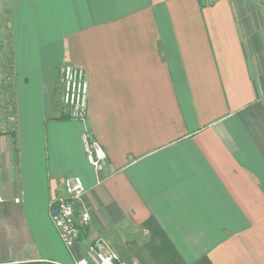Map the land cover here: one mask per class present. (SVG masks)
<instances>
[{
	"label": "crops",
	"instance_id": "obj_1",
	"mask_svg": "<svg viewBox=\"0 0 264 264\" xmlns=\"http://www.w3.org/2000/svg\"><path fill=\"white\" fill-rule=\"evenodd\" d=\"M2 12L15 122L0 132V264H73L97 239L125 264H264L263 2L0 0ZM67 64L85 73V121L61 105ZM85 131L106 152L100 171ZM67 176L90 217L72 250L49 216Z\"/></svg>",
	"mask_w": 264,
	"mask_h": 264
},
{
	"label": "built area",
	"instance_id": "obj_2",
	"mask_svg": "<svg viewBox=\"0 0 264 264\" xmlns=\"http://www.w3.org/2000/svg\"><path fill=\"white\" fill-rule=\"evenodd\" d=\"M214 0H206L212 3ZM264 3V0H260ZM0 88L6 95V115L10 126L15 122L14 111V74L11 62L3 64L0 60ZM61 105L70 119L85 121L87 108V80L82 68L67 64L62 70ZM86 160L95 170L100 171L107 165V155L100 143L87 131L82 135ZM86 189L79 176L63 179V192L49 202V216L58 235L68 250H72L81 238V231L89 224L87 211L77 213L76 204L85 195ZM18 202V199L14 200ZM39 264H61L44 260ZM73 264H125L118 254L103 240L97 239L86 248V256L75 258Z\"/></svg>",
	"mask_w": 264,
	"mask_h": 264
},
{
	"label": "rangeland",
	"instance_id": "obj_3",
	"mask_svg": "<svg viewBox=\"0 0 264 264\" xmlns=\"http://www.w3.org/2000/svg\"><path fill=\"white\" fill-rule=\"evenodd\" d=\"M3 13V12H2ZM0 15V34H4L7 32V21L6 16L4 13ZM7 38L5 39L4 36L0 35V49L2 47H6ZM6 95L4 89L0 88V132L2 130H6L12 127L10 126V123H8L7 115H6Z\"/></svg>",
	"mask_w": 264,
	"mask_h": 264
},
{
	"label": "trees",
	"instance_id": "obj_4",
	"mask_svg": "<svg viewBox=\"0 0 264 264\" xmlns=\"http://www.w3.org/2000/svg\"><path fill=\"white\" fill-rule=\"evenodd\" d=\"M6 47H2L0 49V60L3 64H9L11 62L10 60V55H11V51H10V40L7 37L6 40ZM39 262H28V263H11V264H39Z\"/></svg>",
	"mask_w": 264,
	"mask_h": 264
}]
</instances>
